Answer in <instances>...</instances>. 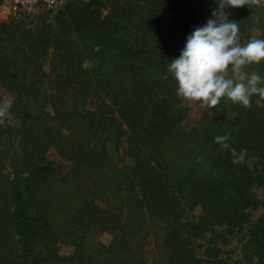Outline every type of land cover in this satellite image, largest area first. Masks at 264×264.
I'll use <instances>...</instances> for the list:
<instances>
[{"label":"trees","instance_id":"obj_1","mask_svg":"<svg viewBox=\"0 0 264 264\" xmlns=\"http://www.w3.org/2000/svg\"><path fill=\"white\" fill-rule=\"evenodd\" d=\"M216 7L66 0L32 27L0 22L14 122L0 131V264H142L149 231L167 264H264V97L247 108L222 97L189 125L191 103L167 72ZM226 11L242 45L250 26L264 40V6ZM256 68L264 74V60ZM220 135L247 149L245 163ZM94 227L111 232L107 244L92 240ZM59 240L69 254H56ZM229 240L234 258L222 250Z\"/></svg>","mask_w":264,"mask_h":264},{"label":"clouds","instance_id":"obj_2","mask_svg":"<svg viewBox=\"0 0 264 264\" xmlns=\"http://www.w3.org/2000/svg\"><path fill=\"white\" fill-rule=\"evenodd\" d=\"M217 7L211 18L202 26H197L186 36V43L177 58L170 60L167 72L176 82V95L182 106L200 102L205 109L216 108L222 97L233 104L251 107V97L256 94L264 97V87H259L264 78L253 72L243 81V68L259 64L264 60V40L253 38L241 44L239 25L230 20L229 8L264 6V0H216ZM258 21L259 17H255ZM231 69L232 78H229ZM167 78V76H165ZM10 103L0 106V123L9 117ZM227 135L214 137V142L222 149L230 151L234 164L246 162L247 149L237 153L228 143ZM198 162L202 159L198 157ZM252 157L247 162L250 164ZM258 262V257L255 258Z\"/></svg>","mask_w":264,"mask_h":264},{"label":"rangeland","instance_id":"obj_3","mask_svg":"<svg viewBox=\"0 0 264 264\" xmlns=\"http://www.w3.org/2000/svg\"><path fill=\"white\" fill-rule=\"evenodd\" d=\"M64 2H66V0H63V3L60 6H58L56 8H53L51 10H47V9H43V8L34 9L32 11H29V12L25 13L23 15V17H21L19 20L20 21H24L26 27H32L33 24L39 20V18L38 19H36V18L41 16L43 14V12H46L45 16H46V18H48L49 17V12L53 11V10H55L57 8H60L64 4ZM8 21H11V20H1L0 19V22H8ZM16 21H18V20H16ZM249 29H250V34L253 36V38L260 34V32H259V30H258V28L256 26H250ZM250 36H249V34H247L245 44L249 40L252 39V38H250ZM84 64L86 66H90V63H88V62H86ZM256 69L257 68H256V64L255 63L245 66L243 68L244 80L243 81H236V82L247 83V78L253 72L257 73L259 76L264 78V74H261L262 72L261 73L257 72ZM43 70H47L45 66L43 67ZM54 79H55V74H49L48 81L52 82ZM52 84H54V83H52ZM52 84H48L47 85V88H48L47 95L49 97L54 96V95L57 94V92H55ZM258 86L259 87H264V82H262ZM9 100H10V96L7 95L6 92H4L0 88V106H4L5 104H8ZM202 109L203 108L200 107V102H198V101L191 102L189 113L186 116V123H188L189 125L195 124V122L197 121V118H198V114H199V112H201ZM13 123L14 122L10 119V116L5 118L4 122L0 123V131L10 128V126H12ZM122 160L123 161L120 164H123V163L126 164L128 162V158H124ZM87 194H88V192H87ZM257 194L260 196V191L257 190ZM95 198H97V197H95ZM100 206H104V205L100 204ZM108 208H109V210H111L112 209L111 205L108 206ZM192 213L196 214L197 213V209H193ZM259 213H260V209H257V210L252 212V215L256 216ZM90 233H92V240H98L101 244H107L110 241V239H111V232L109 230H107V229H102L101 227L92 228ZM206 233H208V232H206ZM205 236H207V234H205ZM55 244H56V254H58V255L69 254L71 252V250H72L71 246L68 243H65L63 241L59 240ZM222 247L221 248H222L224 254H227V255H229V256H231L233 258L235 257L236 252H234V250L230 252V249L234 248V242L232 240H229V242L224 244V245H222ZM142 254L143 255H142L141 258H136V260H142V262H141L142 264H167L166 260H165L166 257L164 256V253L161 252L159 250V248L156 246L151 231L147 232L145 237L143 238V252H142ZM222 255H223V253H222Z\"/></svg>","mask_w":264,"mask_h":264},{"label":"built area","instance_id":"obj_4","mask_svg":"<svg viewBox=\"0 0 264 264\" xmlns=\"http://www.w3.org/2000/svg\"><path fill=\"white\" fill-rule=\"evenodd\" d=\"M62 3L63 0H0V19L16 21L34 9L51 10Z\"/></svg>","mask_w":264,"mask_h":264}]
</instances>
